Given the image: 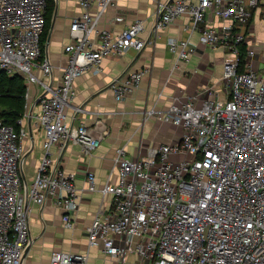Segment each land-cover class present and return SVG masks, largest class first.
<instances>
[{"label":"built area","instance_id":"obj_1","mask_svg":"<svg viewBox=\"0 0 264 264\" xmlns=\"http://www.w3.org/2000/svg\"><path fill=\"white\" fill-rule=\"evenodd\" d=\"M78 1L82 11L73 18L64 47L68 62L56 79L55 65L42 46L48 1L0 0V72L20 74L27 83L19 129L0 120V264H23L31 241V204L42 205L53 197L64 210L65 226L75 227L74 212L80 207L76 175L54 159L52 147L59 144L63 151L73 142L90 155L109 133L100 126L101 119L78 125L68 120L66 107L77 95L75 80L88 71L100 73L107 56L123 55L130 48L141 51L148 42L140 35L142 19L118 32L99 27L115 0ZM260 2L160 3L157 31L189 15L191 31L200 32L201 42L231 53L224 71L228 95L199 104L193 94L176 97L165 110L147 109L146 116L180 126V140L159 143L137 157L129 155L126 145L118 147L116 183L99 187L96 173L88 171V188L111 194L114 200L113 210L96 214L89 225L90 247H100L120 264H137L132 257L140 264H264V71L248 60L241 68V45L248 43V28ZM213 16L218 22L206 23ZM168 46L177 56L174 67L189 61L197 48L178 37H170ZM255 55L248 47L246 58ZM147 72L133 69L114 79L116 99L124 100L138 89ZM35 87L39 110L32 113V122L43 131L45 155L26 188L20 162ZM180 153L185 154L182 159L173 158ZM89 260V251L54 249L50 255V264Z\"/></svg>","mask_w":264,"mask_h":264},{"label":"crops","instance_id":"obj_2","mask_svg":"<svg viewBox=\"0 0 264 264\" xmlns=\"http://www.w3.org/2000/svg\"><path fill=\"white\" fill-rule=\"evenodd\" d=\"M163 1L167 0H115L102 15L99 27L114 32L121 31L137 19L144 20L145 28L140 35L148 42L141 51L130 48L123 55L107 56L100 73L88 71L76 78L77 95L66 107L68 120L78 125L92 124L101 119L100 126L109 129V133L90 155L73 142H68L63 151H60L59 144L52 147L54 159L76 175L80 207L74 212L75 227L68 228L63 220L64 210L56 205L53 197L42 205L31 204V241L23 264H50L54 249L89 251L90 264L92 255L102 249L89 246L87 229L96 214H108L113 210L114 200L111 194L88 188V171L96 173L99 187L108 182L116 183L119 171L114 158L118 147L126 145L129 155L137 157L159 143H176L180 140V126L162 122L154 114L146 116L147 109L155 107L165 110L176 97L186 99L193 94L198 95L199 104L209 98L227 97L228 83L224 79V71L226 62L232 59L231 53L222 46L212 47L201 42L200 32L191 31L189 15H182L167 28L157 31L159 5ZM52 2V10L46 13L49 32L44 53L50 56L55 65L54 76L59 79L68 62L64 47L70 40V25L82 8L78 0ZM119 16H122V20L118 19ZM217 22L213 16L206 23ZM170 37L188 38L197 47L190 60L181 61L177 67H174L177 56L168 46ZM247 45L256 50L253 62L263 72L264 0H261L249 25ZM140 68H148L140 87L126 99L118 101L112 88L114 79ZM37 92L38 88L35 87L29 100L30 115L26 120L28 134L24 137L25 150L20 162L26 188L45 155L43 131L33 122L30 123L32 113L39 110ZM184 156L180 153L173 158L182 159ZM117 262L116 259L107 260L108 264Z\"/></svg>","mask_w":264,"mask_h":264},{"label":"trees","instance_id":"obj_3","mask_svg":"<svg viewBox=\"0 0 264 264\" xmlns=\"http://www.w3.org/2000/svg\"><path fill=\"white\" fill-rule=\"evenodd\" d=\"M46 13L52 10V0H47ZM48 16L46 15V27L42 35V46L45 51V42L47 40L49 26ZM247 43L241 45V58L243 60L242 70L247 60ZM26 92L27 83L20 74L10 75L4 71L0 72V105L4 106V110L0 111V119L3 122L12 123L18 129L20 125L18 119L22 117L26 109Z\"/></svg>","mask_w":264,"mask_h":264},{"label":"rangeland","instance_id":"obj_4","mask_svg":"<svg viewBox=\"0 0 264 264\" xmlns=\"http://www.w3.org/2000/svg\"><path fill=\"white\" fill-rule=\"evenodd\" d=\"M248 48V47H247ZM213 55V53L211 54V56ZM256 57V55H255ZM248 61H254V58H247ZM263 61V60H262ZM262 66H264V61L262 62ZM241 70V69H240ZM4 110V106L0 105V111ZM2 119V118H0ZM131 258V257H130ZM108 259H113L112 257H109L107 256L102 250L99 251V253L97 254H93L92 257H91V261H90V264H108L107 263V260ZM132 262H135V263H142L137 257L133 258L132 257ZM114 261V260H113ZM116 264H120L119 261L116 263Z\"/></svg>","mask_w":264,"mask_h":264},{"label":"water","instance_id":"obj_5","mask_svg":"<svg viewBox=\"0 0 264 264\" xmlns=\"http://www.w3.org/2000/svg\"><path fill=\"white\" fill-rule=\"evenodd\" d=\"M30 123L32 124V118H30Z\"/></svg>","mask_w":264,"mask_h":264}]
</instances>
